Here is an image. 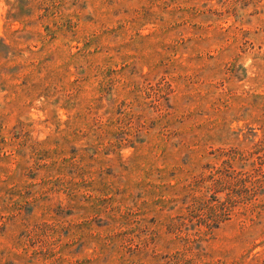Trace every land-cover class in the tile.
<instances>
[{"label":"rangeland","instance_id":"1","mask_svg":"<svg viewBox=\"0 0 264 264\" xmlns=\"http://www.w3.org/2000/svg\"><path fill=\"white\" fill-rule=\"evenodd\" d=\"M0 264H264V0H0Z\"/></svg>","mask_w":264,"mask_h":264}]
</instances>
